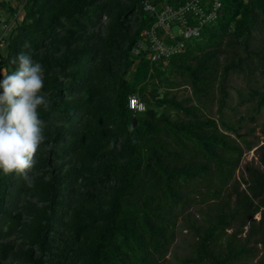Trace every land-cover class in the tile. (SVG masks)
<instances>
[{"label": "trees", "instance_id": "16d2710c", "mask_svg": "<svg viewBox=\"0 0 264 264\" xmlns=\"http://www.w3.org/2000/svg\"><path fill=\"white\" fill-rule=\"evenodd\" d=\"M144 1L22 0L2 67L30 51L50 108L34 187L0 171V264H164L178 226L192 241L172 264H264V144L236 180L253 145L222 117L229 75L262 79L238 104L264 106V0L189 15L198 37L156 61L131 54L155 21Z\"/></svg>", "mask_w": 264, "mask_h": 264}, {"label": "clouds", "instance_id": "9594fccd", "mask_svg": "<svg viewBox=\"0 0 264 264\" xmlns=\"http://www.w3.org/2000/svg\"><path fill=\"white\" fill-rule=\"evenodd\" d=\"M23 47L30 45L26 42ZM10 63L14 70L0 76V171L19 175L25 186L32 188L40 175L37 152L47 139V122L39 115L40 109L50 108L48 94L42 91L45 69L30 51H21ZM131 104L144 109L139 98H131Z\"/></svg>", "mask_w": 264, "mask_h": 264}, {"label": "rangeland", "instance_id": "374dc122", "mask_svg": "<svg viewBox=\"0 0 264 264\" xmlns=\"http://www.w3.org/2000/svg\"><path fill=\"white\" fill-rule=\"evenodd\" d=\"M24 12L22 10V0H0V76L4 75L5 71L2 67V61L6 55V44L9 41L10 37L15 33V28L23 20ZM191 22L190 18H187ZM101 24H104L105 18L101 17ZM178 26L170 25V32L173 35L177 34ZM144 34V31L141 35ZM164 37H162L163 40ZM137 43L140 47L144 46L142 40H138ZM132 54V53H131ZM136 63H132L125 75V79L129 80L132 72L135 69ZM263 83V80L258 78V76L247 77L243 74L241 75H229L226 80V92L228 98L226 100V108L222 111V117L226 120L227 123H232L235 128H237V134H245V140L251 141L253 147L249 151H245L240 158L239 167L234 172L236 180H240L241 176L244 177V165L250 164L257 166V154L255 149L264 144V106H261L257 111L254 110L255 99L254 101H246L244 103L238 104L239 100L246 97V93L249 88L257 89L261 91L260 85ZM163 90L161 87L157 89L158 94ZM146 106V105H145ZM147 107V106H146ZM214 106L211 107L209 114L216 118ZM136 114V113H135ZM240 118V120H239ZM232 138L233 135L230 134ZM240 142L239 140H236ZM244 186L240 185L239 188L242 189ZM196 207H192L188 212L194 214L193 210ZM197 218L196 215H193ZM259 216L255 214L252 216V219H257ZM178 225L179 222H178ZM246 228H243V232ZM229 232V230L227 231ZM242 236V235H241ZM192 238L189 231L185 229H180L178 226L175 233V238L173 243L170 245L168 252L164 258V264H172L174 262V257H179L187 253L188 246L191 243ZM259 248V246L257 247ZM261 255L259 250L257 257ZM256 259L251 260L250 264H255Z\"/></svg>", "mask_w": 264, "mask_h": 264}, {"label": "built area", "instance_id": "2783aa9c", "mask_svg": "<svg viewBox=\"0 0 264 264\" xmlns=\"http://www.w3.org/2000/svg\"><path fill=\"white\" fill-rule=\"evenodd\" d=\"M171 1L172 3L168 0H160L156 3H153V0L144 1L143 9L152 15L155 21L141 35L144 46L140 47L137 44L136 48L131 50L132 55L144 52L145 59L156 61L160 58H167L172 53L180 52L185 42H190L199 35L197 26L187 24L188 16L190 15L192 21L195 20L200 24L206 23L214 19L215 10L219 5L217 0ZM172 24L178 26L176 35L170 32ZM162 37H164L163 40ZM177 37L180 39H176ZM131 98L137 97H128L127 108L134 113L143 112L144 103L139 100L144 105L143 110L133 108Z\"/></svg>", "mask_w": 264, "mask_h": 264}, {"label": "water", "instance_id": "95a60500", "mask_svg": "<svg viewBox=\"0 0 264 264\" xmlns=\"http://www.w3.org/2000/svg\"><path fill=\"white\" fill-rule=\"evenodd\" d=\"M145 100H146V98H145ZM134 123H135V120H133V123H132V125H134Z\"/></svg>", "mask_w": 264, "mask_h": 264}]
</instances>
